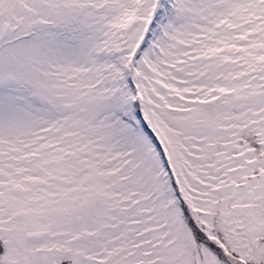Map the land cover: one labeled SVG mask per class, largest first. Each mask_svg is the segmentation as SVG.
Returning <instances> with one entry per match:
<instances>
[{
    "label": "snow or ice",
    "instance_id": "6c2138e0",
    "mask_svg": "<svg viewBox=\"0 0 264 264\" xmlns=\"http://www.w3.org/2000/svg\"><path fill=\"white\" fill-rule=\"evenodd\" d=\"M0 264H264V0H0Z\"/></svg>",
    "mask_w": 264,
    "mask_h": 264
}]
</instances>
